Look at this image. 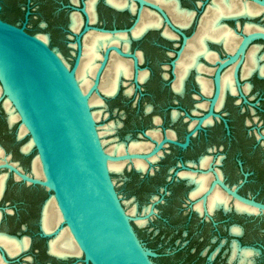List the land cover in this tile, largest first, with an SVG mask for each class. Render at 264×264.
<instances>
[{"label":"flooded vegetation","instance_id":"af4514ba","mask_svg":"<svg viewBox=\"0 0 264 264\" xmlns=\"http://www.w3.org/2000/svg\"><path fill=\"white\" fill-rule=\"evenodd\" d=\"M21 1L23 0H6L8 13H3L5 7L0 1V17L9 23L24 27L30 34L40 38L46 36L48 38L46 41L53 48H56L52 44L53 38L64 33L67 46L74 57L78 50L77 35L85 30L86 25L90 28L81 37L84 51L88 36L110 37L112 40L98 47L99 57L96 59L95 72L108 46H118L123 52L134 53L137 56L139 75L138 82H135L134 59L122 56L115 50L110 51L107 69L113 58H117L126 62L130 72L128 75H120L118 88L114 94H101L103 100L105 97L116 96L120 93L121 85H125L126 79L131 78L134 88L122 92L130 96L137 87L143 90L142 84L150 79L144 97L151 98L153 103L148 104L138 115L151 116L153 127L141 129L136 138L127 135L125 141H113L123 145L121 152L125 149V151L148 153L154 147L153 140L160 141L164 137L184 143L187 134L194 131L186 147L166 143L148 160L134 159L135 161L118 163L122 164V168L130 163V172H128L131 175L130 183L136 184L140 190L150 188L155 181L162 186L159 191L161 194L152 195L151 203L143 205L142 213L132 222L137 221L139 225L144 226L150 217H155L160 222V228L155 232L157 234L151 232V236L154 233V239L158 242L151 259L152 257L159 259V264H264V210L236 198L217 181H222L249 200L264 203V198L261 197L264 193L258 192V185L261 183L264 186V131L259 129L253 133L248 128L251 120H244L249 109L254 113L258 108L257 102L249 92L257 88L260 83L264 84V73L262 74L258 67L264 65L263 39H256L249 44L244 59L239 65L237 64L241 57L220 70V94L214 104L213 113L205 117L209 113L215 95V77L220 63L235 54L244 34L264 31V25L256 20L264 13V6L255 0H229L231 7L226 10L223 7V0H165L166 2L148 0L167 13L171 23L179 30L177 31L167 23L158 10L147 5L142 9L140 22L135 23L140 4L134 0H123L133 5L134 9L129 6L118 8L107 0H96L92 17L88 10L89 0H38L35 3L29 0L30 4L26 0L23 6ZM243 3L247 4L249 10L259 8L261 12L253 16L247 11L246 14H241ZM83 7L88 14V22L81 11ZM21 14L23 21L18 22L17 17ZM144 14H148V23L152 22L154 25L146 27L140 34H135L143 25ZM73 15L80 21L76 29L72 27ZM34 17L43 18L41 26L48 27L50 33L35 32L29 25L35 21ZM133 25L131 31H124ZM248 25L251 26L249 31L246 29ZM256 26L262 28L258 29ZM103 30H123V32L111 33ZM227 36H229L228 41H226ZM138 44L140 47H136ZM181 49L179 56L178 52ZM252 51L255 52L258 66L255 65L253 71L249 72L248 56ZM164 55L169 58L167 62L161 60ZM184 56L188 57L187 71L183 80L178 83V67ZM147 60L148 64L145 65L144 62ZM174 60L175 65L172 64ZM158 63L162 64L161 74L156 71ZM143 73L146 74L144 80L141 79ZM95 97L101 99L97 95ZM167 99H170V102L164 108L170 112V124L176 123L180 118L185 122L182 136L172 127H162L161 113H156L159 106H162L161 103H166ZM130 104L137 107V102ZM203 117L205 118L201 127L195 130L200 118ZM20 137L18 136L17 139ZM133 143L146 144L147 148L132 149ZM2 144L0 143L4 148ZM260 146L263 152L260 151ZM21 151L28 153L23 147ZM6 154L10 156L7 151ZM166 157H174V164L167 168L164 167ZM10 161H13L11 156ZM136 161H142L145 169H139ZM13 162L19 164L17 161ZM151 167L152 170L148 172ZM236 169L238 177H236ZM10 174L13 178H10ZM3 175H6V179L0 198L10 196L14 212H4L3 207L0 206V232L18 236L21 240L26 239L28 246L21 252L11 255L6 247L0 244L6 249L9 260L5 262L0 254V264H18L14 260L23 251L34 248L37 242L46 243L45 250L40 248L35 250L39 254L46 253L50 259L43 260L42 264H60L57 262H65L68 259L75 261L70 260L65 264H75L80 261L78 256L64 258L52 254L49 241L53 237L43 236L41 228L40 232L34 230L35 224L31 221V215L34 213L33 199L36 197L35 190L41 186L16 180L8 169ZM251 185L257 187L256 191H248ZM21 198L28 200L27 202L19 200ZM23 231L30 236L24 235ZM167 231L176 234L169 238ZM165 232H167L166 236ZM0 235L19 241L4 234ZM179 235L186 238L176 239ZM244 252L251 254L244 256ZM30 258L33 262L37 260Z\"/></svg>","mask_w":264,"mask_h":264},{"label":"water","instance_id":"95a60500","mask_svg":"<svg viewBox=\"0 0 264 264\" xmlns=\"http://www.w3.org/2000/svg\"><path fill=\"white\" fill-rule=\"evenodd\" d=\"M134 1L140 4L135 23L139 22L142 9L147 5L158 10L167 23L179 31L160 6L148 0ZM256 1L264 5V0ZM81 11L88 22L85 7ZM133 27L134 25L124 31H131ZM89 28L90 26L86 25L85 30L77 35L78 50L74 64L70 66L61 53L48 42L30 34L24 27L9 23L0 17V104L3 105L4 98L10 99L21 124L27 128L33 141L36 156L41 161L43 176L38 177L33 172L36 156L31 161V173L10 161V158L0 163V170L7 168L16 180L44 187L51 192L50 197L55 198L63 220L56 231L46 233L43 230L42 215L48 200L46 199L39 221L41 234L52 238L63 226H67L82 251L85 264H154L151 259L154 253L143 245L132 223L138 217L131 216L121 201L109 163L134 159L148 160L166 143L186 147L194 131L187 134L184 143L168 137L160 141L153 140L154 147L148 153L129 150L120 154L108 152L99 134L89 102L90 97L94 93L100 94L99 83L111 50L134 59L135 82H138V58L134 53L123 52L118 46H108L92 86L84 92L77 79L76 70L82 57L81 37ZM256 39L264 40V31L244 34L235 54L220 63L215 77V95L205 117L213 113L214 104L220 94V70L241 57L237 64L239 65L244 59L247 47ZM186 40L185 36V42ZM181 52L182 49L178 52L179 56ZM172 64L175 65V60ZM205 117L200 118L195 130L201 127ZM0 149L7 157L1 145ZM217 181L236 198L264 210V203L249 200L222 181ZM0 234L19 239L18 236L6 232ZM0 254L5 262H9L6 249L1 245Z\"/></svg>","mask_w":264,"mask_h":264},{"label":"rangeland","instance_id":"374dc122","mask_svg":"<svg viewBox=\"0 0 264 264\" xmlns=\"http://www.w3.org/2000/svg\"><path fill=\"white\" fill-rule=\"evenodd\" d=\"M1 3L4 5L5 9L3 10V13H8L7 10V5H6V0H0ZM38 0H32V2H36ZM21 5L26 4V0H23L20 2ZM28 4H30L28 0ZM35 6V5H34ZM24 10V9H23ZM33 20L34 22L30 23L29 25L32 27V29L37 32V33H50V29L45 26H41L42 21H44L43 18L40 17H34ZM256 20L259 23H262L264 25V13L259 15ZM18 22L23 21V14L19 15L17 17ZM52 44L60 51L61 55L64 57L66 62L72 66L74 63L75 57L71 54L70 48L67 46L66 40H65V35L64 33H60L59 36L53 38ZM140 45L138 44V46ZM167 56H163L161 60L167 62L168 61ZM145 65L148 64V60L144 62ZM162 64L158 63V68L157 72L161 74L162 72ZM151 78V77H150ZM150 79H147L144 81L142 84L143 90L135 88L130 96L124 95L122 92L125 91L126 89H129L131 87L134 88V82L131 78L126 79L127 83L125 85H121V90L120 93L117 94L114 97H105L104 101L105 104L102 105H91L92 111L97 112V111H102L101 115L98 119H95L98 125L99 131L102 129L103 126L114 122L115 123V130L113 132L107 133L102 137L103 141H107L104 146L108 148L111 144H113V141H125V137L127 135H132L133 138H136L140 132L141 129L143 128H149L153 127L152 124V117L147 116V117H140L138 115L140 111H144L148 104L153 103V100L148 97H144L145 93L148 88V82ZM143 92V93H142ZM249 95L257 102V111L256 112H251L249 109V112L245 115L244 120H251V123L248 125L249 130L253 131L255 133L256 130H262L264 131V84L260 83L257 88L252 89L249 92ZM104 96V95H103ZM169 98V97H168ZM172 98V97H171ZM170 98V99H171ZM5 99L3 102H5ZM170 99H167L166 103H161L162 106H159V109H157L156 113H161V116L163 118L162 122V127H172L176 129L180 136L183 135L185 131V122L183 121L182 118L179 119L174 124H170V112L166 107L168 102H170ZM136 103L137 102V107L134 106L133 104L130 103ZM160 104V105H161ZM191 105V104H190ZM21 121L18 119L15 121L13 124L9 123L8 120V113L3 105H0V143L4 146L6 151L9 153L11 156V159L13 161H17L27 172L31 173V161L33 157L36 156L37 152L34 146L28 151L27 154L23 153L21 151L23 145L26 143L30 142V135L28 132H26L23 136H19V132L21 129ZM8 135V136H7ZM20 137L17 139V137ZM254 140L256 141L255 136L253 135ZM116 138V139H115ZM215 143V142H214ZM260 151L263 152V148L260 146ZM264 153V152H263ZM190 155V153H188ZM174 164V157H166L164 159V167H169ZM130 163H127L124 165L122 170L120 171H115L111 170L112 172V178L114 180V184L116 186V189L119 193V196L121 198V201L123 202L126 210L131 214V216L137 217L140 215L142 212V207L145 204L151 203V197L154 194H161L160 188L162 187L161 184H159L158 181H155L153 185L150 186L148 189L140 190L137 188L136 184L130 183L131 180V175L128 174L130 172L129 167ZM154 166V165H153ZM155 167V166H154ZM152 170V167L148 169L147 171L150 172ZM4 172H7V169H3L0 173V175H3ZM8 176V175H7ZM9 176L12 177V174ZM236 177H238V171L236 169ZM257 187L256 186H249L248 191H256ZM36 197L33 199L34 201V210H33V215H31V221L35 224V231L40 232V224H39V219L41 216V209L43 204L45 203L46 199H49L51 196V192H49L46 188L44 187H38L36 190ZM258 192H263L264 193V186L263 184L258 185ZM264 198V194L261 196ZM19 200H26V199H19ZM28 200V199H27ZM27 200L25 202H27ZM137 206V211L135 213H131L130 209L134 206ZM0 206L3 207L4 212H14V206L12 205V198L10 196L7 197H1L0 198ZM159 208V205H157ZM1 209V208H0ZM136 231L143 242L144 246L148 248L150 251L154 252L156 251L157 246V240L154 239V233L159 230L160 228V222L158 221L157 218L155 217H150V219L146 222L144 226H141L138 224V222L133 223ZM18 231L20 230V227L17 229ZM154 232L153 235L151 236V232ZM167 232L168 235L166 234ZM164 233V235L169 236L171 238L175 232L172 233V231H167ZM24 235L30 236L26 231H23ZM157 234V233H155ZM186 238V237H185ZM183 236L181 237L180 235L176 237V239H185ZM48 238H46L47 240ZM179 241V240H178ZM168 242V241H167ZM31 246V245H30ZM40 248L45 250L46 249V243H39L34 246V248H29L26 251H23L15 261V263L18 264H42L43 260L49 261L50 259L48 258L47 254H39L35 249ZM227 248V247H225ZM30 257L37 258L36 261L33 262L31 261ZM80 261L75 262V264H85L83 262V255L79 257ZM75 261L74 259H68L65 262H57V263H67V262ZM152 260L154 264H159L160 260L152 257ZM13 261V262H14ZM171 261V259H170ZM174 261V259H173Z\"/></svg>","mask_w":264,"mask_h":264},{"label":"bare ground","instance_id":"6f19581e","mask_svg":"<svg viewBox=\"0 0 264 264\" xmlns=\"http://www.w3.org/2000/svg\"><path fill=\"white\" fill-rule=\"evenodd\" d=\"M107 1L110 4H112L118 8H125V7L129 6L130 8L134 9L133 5H130L127 1H123V0H107ZM159 1L166 2L165 0H159ZM95 2H96V0H89L88 10H89V13L91 14V17H92V12L94 10ZM223 2H224L223 7L226 10L230 9L231 4H230L229 0H223ZM167 6L170 7V5H168V4H167ZM171 6L174 7L173 4H171ZM241 8H242L240 11L241 14H246V11H247L248 14L253 16V15L261 12V9H259V8L249 10L247 8V4H244V3L242 4ZM147 17H148V14H144L143 25L141 28L136 30L135 34H140L141 32H143V30H145L146 27L154 25L152 22L148 23ZM79 23H80V21H78L77 17L75 15H73L72 27L74 29H76L77 26L79 25ZM256 28L261 29L262 27L256 26ZM246 29L248 31L251 30V26L248 25ZM41 37L45 41L48 40V38L44 35ZM228 38H229V36H227L226 41H228ZM110 40H112V39L108 36H103V37L88 36V38L86 39V45H85L86 48H85V51H84V48L82 50V57L80 59L78 68L76 70L77 79H78L79 84H80V86L84 92H87L94 82V76L96 73L95 70L97 67L96 66L97 65L96 59L99 57L98 47H101V45H106L108 43V41H110ZM83 53H84V58H83ZM82 58H83V60H82ZM187 59H188V57L184 56L183 59L179 63L178 83H179V81L183 80V77L185 76V72L187 71V66H186L188 64ZM255 59H256L255 52L252 51L251 53H249V56H248V67L247 68H248L249 72H252L255 65H257V62ZM110 64L111 65L109 66L108 69H107V66L105 67L104 73L107 69L106 74L104 76V73H103L101 81L99 83L100 94L94 93L90 97V101H89L90 105H101V104H103L104 100H103L101 94H105V93H107L105 95L114 94L118 88V79H119L120 75L121 74L128 75L130 72L129 68L126 66V62L121 61L117 58H113V60L111 61ZM258 67H259L261 73L263 74L264 73V65L258 66ZM138 75H139V73H138ZM103 76H104V78H103ZM145 77H146V74L143 73L141 75V79L144 80ZM1 93H2V88L0 86V96H1ZM95 95L99 96L103 102L101 101V99H98L97 97H95ZM4 107L8 112V119H9L10 124H13L15 121H17L19 119V115L15 111V108L13 107L9 98L5 99ZM101 112L102 111L93 112V115H95L94 118L98 119L101 115ZM114 129H115V124H114V122H111V123L103 126L102 129L99 131V134H100V136H102V135H105L107 133L113 132ZM26 132H27V128L22 124L20 132H19V136H23ZM101 140H102V137H101ZM105 142H107V141L102 140L103 145ZM32 146H33V141L30 140V142H28L27 144H25L23 146V150L25 152H28L32 148ZM123 148H124L123 145L118 144V143H113L108 149L105 147V149L108 152L111 151L110 153L121 152L123 150ZM131 148L137 149V150H144L145 148H147V145L141 144V143H133ZM1 150H0V163L2 160L4 161L6 158H10V156H7V157L4 156V158L2 159V156H3L2 152L3 151H1ZM124 151H125V149H124ZM113 154H116V153H113ZM136 160H142V159H136ZM126 162L127 161L110 162L109 167L111 170H115V171L117 170L118 171L122 168V164H118V163H126ZM135 163L139 169H141V170L145 169V164L142 161H136ZM33 172L38 177L43 176L41 161H40L38 156H36L34 158ZM5 179H6V175L0 176V195H1V193H3L2 191L4 190L3 188H4V184H5ZM135 211H136V206H134L130 209L131 213H134ZM62 220H63V217H62V214L60 212V209L57 205L55 198L52 196L47 200V202L45 203L44 208H43L42 228L46 233H52L60 227ZM140 223H142V222H140ZM60 231L55 235V237H53L49 241L50 252L52 254H55V255L61 256V257H67V256H78V257H80V255L82 254V251H81L80 247L78 246V244L76 243V241L74 240L69 228L67 226H63L60 229ZM12 238H14V237H12ZM15 239H17V238H15ZM0 244L4 245L11 255H15V254L21 252L22 250H24L28 246V242L26 239H23V240L19 239V241H18V240L9 239V238L2 236V235H0ZM250 254H251V252H244V256H247Z\"/></svg>","mask_w":264,"mask_h":264}]
</instances>
